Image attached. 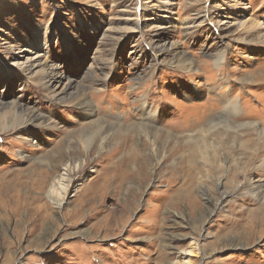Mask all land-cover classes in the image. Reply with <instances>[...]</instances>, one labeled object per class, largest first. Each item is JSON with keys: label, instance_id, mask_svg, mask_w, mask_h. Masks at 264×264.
I'll list each match as a JSON object with an SVG mask.
<instances>
[{"label": "rangeland", "instance_id": "obj_1", "mask_svg": "<svg viewBox=\"0 0 264 264\" xmlns=\"http://www.w3.org/2000/svg\"><path fill=\"white\" fill-rule=\"evenodd\" d=\"M248 19L264 25V0H0V101L19 109L0 132V264H167L191 247V264H264V190L251 191L264 184V135L250 153L220 150L246 163L219 169L190 167L183 143L218 93L239 98L237 120L264 129V82H241L264 66L258 33L236 26ZM153 40L171 53L155 57ZM39 62L72 80L64 96L87 87L93 113L50 102L25 81ZM143 102L154 128L173 138L150 147L131 128L143 123ZM25 112L44 123L21 126ZM68 159L83 166L59 212L45 195ZM234 189L211 209L206 198ZM171 236L176 251L162 246ZM230 238L241 246L222 244Z\"/></svg>", "mask_w": 264, "mask_h": 264}, {"label": "bare ground", "instance_id": "obj_2", "mask_svg": "<svg viewBox=\"0 0 264 264\" xmlns=\"http://www.w3.org/2000/svg\"><path fill=\"white\" fill-rule=\"evenodd\" d=\"M208 10H209V8H208ZM236 26L238 27V31L241 30L242 27L244 28V26L247 27L246 34H248V36L250 35L249 32H254V35L256 33H258V35H257L258 37L256 38L258 40H256V43L257 44H261V43L264 44V30H263L264 25H263V23L260 24L259 22H256V21L254 22L252 20L249 21V19H248L244 22H240ZM213 28H215V31H220V29L217 27V25H215V27H213ZM226 33H228V34L231 33V35H232V34H234V31L230 30V31H227ZM219 38H220V40H222L221 36H219ZM41 40L42 39L39 38V44H40V46L43 47V45H45V43L41 42ZM236 40H239L243 44L247 43L246 39L244 37H238ZM149 46L151 47L152 51H154V53L156 54L155 57H157V55L170 54L172 51L171 46H169L167 48L163 45H160L158 43V41L156 42L155 40L149 42ZM172 48H174V47L172 46ZM224 58H225V51L222 50L220 52V54H218V57H216V59H215V62L213 64L214 67L222 64ZM171 60H173V58ZM29 62H32V61L29 60ZM182 63L183 62H181L177 65H180ZM103 68H104V66H99L100 70H102ZM25 72H26L25 75L23 74L24 80L25 81L31 80L32 83H35L38 86L41 85V87L44 89V91H46L48 100L50 102L58 103V104L59 103H66V104L78 105V106L79 105H81V106L85 105L89 108V112L93 113V110L91 109L89 104L86 102V100H87L86 96H87V92H88L87 87H84V89H82L83 90V92H82V90H81L82 86L79 85L80 86L79 90H75L77 93L74 92L73 94H69V96L71 95L69 98L64 96V94H66L69 89H71V88L76 89V87L74 85L72 86V84H73L71 82L72 80L71 81L68 80V82L62 83L61 77L59 75L53 74L54 71H52V69L51 70L48 69V65H46V62H43V63L39 62V63H35V64L31 63V67L29 69L25 70ZM95 80H97V81L101 80L102 81V79H95ZM257 81H258L257 85H259V84L263 85L262 82H264V66H262L261 68L256 70V73H254L252 75V78H250V77H244L243 79L241 78L242 83L252 84V83H257ZM95 82L96 81H93L92 83H95ZM88 87H90V86H88ZM208 87L210 88V86H208ZM211 88H213V87H211ZM213 90H214V88H213ZM210 92H211V89H210ZM215 99L216 100H214V101L212 100L213 101L212 103H208L209 105L206 107H209V108H204V109H206L203 112V114H205L204 116H206L204 119V122L202 124H200L193 131H189L190 132V133L188 132L189 134H186L183 136V138H184L183 143H184L185 147H187L188 152H189L188 163H189L190 167H195V168L199 167L200 168V167L208 166V167L213 168V169H219V167L223 163H226L227 159H228V161H230V163H235L234 164L235 166H239V164H244V163H246V161L243 160V159H245V157H242V158L240 157L239 160L237 158H234V156L232 157L231 155H230L231 157L230 156L226 157V155H228V153H226L223 156L222 155L223 153L219 154L220 150L225 149V152H228L229 150L233 151L235 149H240V150H243L245 153L246 152L250 153V151L252 149L258 148V142H260L258 140L260 137H262L264 135V129H261V128L259 129V126H257L256 124H253L251 122H246V121L244 123L241 122L242 120H245L247 117L244 119L242 118V120H239V119L237 120V116L240 115V113H241V108H240L241 105H239L240 100L238 97L237 98L231 97V96H229V92H228L227 94L218 93ZM144 102L142 103V108H139L140 111L143 112V114H141V115L143 116L142 122L144 123V125L142 123L139 126L136 125L134 128L133 127H131V128L133 130L135 129L139 134H142V136L145 137V139H147L150 147L154 146L155 140L157 139V137L159 135H163V137L165 136L164 138H173V135L169 131L161 130V129L157 130L156 128H154V124L152 123V120L151 121L149 120V119H152V112L149 109H146L144 107V105H145ZM240 104H241V102H240ZM14 107L17 108L15 104H12V106L10 108H7L5 106V103L0 101V132H1V130L12 128L13 124L9 123V120H7V117H8V114L10 113V111ZM141 109H144V111ZM17 110H19V109L17 108ZM22 111L23 110H20V112H22ZM24 116L26 118H23L22 121L20 122L21 126H25L27 124H34L37 122L44 123V121H42V115H36L35 112H28V113L25 112ZM95 123L97 124V122H95ZM194 123L195 122H192L191 124L187 123L188 125L186 124V126L194 128L197 125V122H196V125H194ZM120 127H119V129H120ZM92 128H93V126H92ZM213 132L218 133L216 140L215 139L210 140V138H209V136L210 137H212L213 135L215 136V134ZM195 135H197V136H195ZM253 136H254V138H253ZM165 141L167 142V140H165ZM170 141H171V139H170ZM157 147H158V145H157ZM202 147L203 148L208 147V150L205 151L206 152L205 157H202L200 155V153H198V151H197L198 149H201ZM203 148H202V150H203ZM241 159L243 160L242 162H241ZM62 166H63V168H62L63 173L61 174V176L59 178L54 179L51 182V184L49 185V188L47 189L48 191L46 192V195H45L51 201V203L54 205L55 209L58 210L59 212L61 211L60 208L62 205L61 204L62 203V197L64 198L65 192L71 186L70 183L72 182V176L77 171L81 170V167L83 166V162L76 160V159H75V161L72 159H68V161L65 162ZM200 178H201V176H200ZM217 179H219V178H217ZM80 180L81 179H78V182ZM220 182L221 181H219L218 184ZM222 189H223V187H222ZM263 190H264V184L259 183L257 185H253L251 187V191L253 194L252 196L258 198L259 195L262 194ZM234 191H235V189L230 190V191L229 190L228 191L223 190L220 193L219 198H217L216 200L212 199V200H214L213 202L210 199L211 197L206 198V200L208 203L211 204V206H212L211 209L214 210L216 208H219L225 199L232 197V194H234ZM258 214H260V213H258ZM261 216L262 215L258 216L257 220H259L261 218ZM177 217H179L177 214H173L171 218H173L172 220L175 221V220H177ZM182 218L183 217H181L180 219H182ZM254 218L256 219V217H254ZM246 226H247V228H246L247 231H249V233H251L253 230V228H252L253 225H251L249 223ZM221 241H223L222 244L226 243V245L229 248L241 246V243L238 242L239 240L237 238H233V239L230 238V239H227V241H224V240H221ZM177 242H178V238L171 236L167 239L166 243H163L162 246L168 248L170 251H173V250L176 251ZM195 249L196 248L191 247L189 250L181 251V253H179V255H180L179 257H183L182 262H180V261H173L172 262L171 260L168 259V260H166L167 264H191L190 257L194 256L196 254L193 251ZM171 253L172 252H169L170 255H171Z\"/></svg>", "mask_w": 264, "mask_h": 264}]
</instances>
